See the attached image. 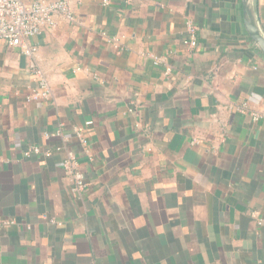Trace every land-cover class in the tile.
Here are the masks:
<instances>
[{
  "label": "crops",
  "instance_id": "obj_1",
  "mask_svg": "<svg viewBox=\"0 0 264 264\" xmlns=\"http://www.w3.org/2000/svg\"><path fill=\"white\" fill-rule=\"evenodd\" d=\"M67 1L75 21L33 40L48 99L0 41V264H264V57L240 0Z\"/></svg>",
  "mask_w": 264,
  "mask_h": 264
},
{
  "label": "built area",
  "instance_id": "obj_2",
  "mask_svg": "<svg viewBox=\"0 0 264 264\" xmlns=\"http://www.w3.org/2000/svg\"><path fill=\"white\" fill-rule=\"evenodd\" d=\"M109 4L110 0H104V5ZM56 17L70 23L75 21L74 13L67 0H36L30 4L25 3L24 0H0V41L19 49L27 58L29 70L38 84V90H35L30 97L33 100L48 99L51 95L48 79L37 61L39 48L33 40L46 29H55L57 27ZM187 26L191 37L190 44L194 47L197 45L199 28L192 21ZM113 45L118 53L126 49L117 39H113ZM240 111L245 113L246 109L243 108ZM251 115L257 122L264 118V111L252 112ZM75 133L86 146L87 140L83 129H77ZM30 153L40 154L41 150L38 147H33L27 155ZM64 168L73 179V192L82 194L88 184L79 169L77 159L73 155H69L64 162ZM13 223L11 220L0 217V230Z\"/></svg>",
  "mask_w": 264,
  "mask_h": 264
},
{
  "label": "water",
  "instance_id": "obj_3",
  "mask_svg": "<svg viewBox=\"0 0 264 264\" xmlns=\"http://www.w3.org/2000/svg\"><path fill=\"white\" fill-rule=\"evenodd\" d=\"M242 24L255 51L264 57V31L258 13V0H240Z\"/></svg>",
  "mask_w": 264,
  "mask_h": 264
}]
</instances>
